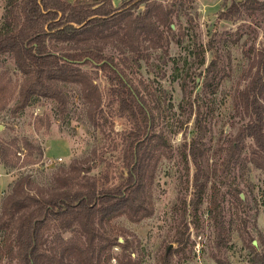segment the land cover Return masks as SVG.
<instances>
[{
  "label": "trees",
  "instance_id": "16d2710c",
  "mask_svg": "<svg viewBox=\"0 0 264 264\" xmlns=\"http://www.w3.org/2000/svg\"><path fill=\"white\" fill-rule=\"evenodd\" d=\"M188 1L192 4V0ZM141 6L143 9L138 11ZM174 12V5L157 0H123L118 7L112 5V0L5 1L0 23V56L11 57L21 78L17 86H12L8 78L0 77V109L14 94L12 115L33 98L42 97L51 100L57 116L63 118L67 111L63 85L73 84L85 105L86 118L97 125L101 97L94 76L100 70L116 81L114 90L119 108L133 116L135 128L123 148L126 177L117 185L98 187L93 178L81 173L87 171L81 166L84 160H72L66 170L57 169L49 187L34 184L27 175L15 179L0 200V259L7 257L12 264H112V260L114 264L140 263L141 259L133 256L139 239L114 220L124 216L131 222H139L153 214L152 187L158 164L169 156L171 148L155 127L153 107L105 50L113 46L137 58L149 49L167 53ZM243 12H264V0H231L218 18L231 20ZM218 57L215 54L207 66L205 88L213 87ZM85 65L96 71L82 68ZM248 73L247 83L234 95V107L248 120L230 139L220 164L226 169H240L250 163L264 172V48L251 58ZM181 89L183 103L187 94L184 85ZM194 122L204 136L205 127L198 112ZM247 139L251 143L242 157ZM194 144L193 141V151L191 145L187 153L186 150L182 153L186 170L188 153L194 158ZM24 145L28 148L27 143ZM223 173L221 167V180ZM219 184L211 181L209 174L200 173L199 168L195 171L193 197L189 201L194 227L199 225V208L208 189L207 214L214 226L215 246L226 245L234 227L251 253L249 260L264 264V252L257 250L251 230L263 245L264 233L255 218L248 220L239 215L246 203L242 190L229 184L227 193L233 212L226 219L225 198ZM186 205V199L179 198L174 209L183 215ZM48 228L57 233L47 242L43 231ZM66 231L69 235L62 237L60 232ZM173 240L177 247L160 251L157 264H172L174 255L187 256L186 249L192 243L189 244L185 231L177 227ZM194 244L193 241V247ZM212 257L218 264H230L216 255Z\"/></svg>",
  "mask_w": 264,
  "mask_h": 264
},
{
  "label": "rangeland",
  "instance_id": "374dc122",
  "mask_svg": "<svg viewBox=\"0 0 264 264\" xmlns=\"http://www.w3.org/2000/svg\"><path fill=\"white\" fill-rule=\"evenodd\" d=\"M5 1L0 0V23ZM157 1L174 5L176 9L172 31L168 32V52L149 49L137 58L108 46L105 53L114 57L147 104L153 107L155 127L168 140L171 152L158 164L152 187L153 214L139 222H131L124 216L114 222L135 233L139 239L137 252L133 253L135 258L141 259L139 264H157L160 251L165 247H177L173 240L177 227L185 231L192 245L186 249L187 256H172V264H218L213 255L230 264H253L249 260V249L234 227L230 241L220 248L215 246L214 226L207 214L208 189L199 208L197 227L193 225V207L189 201L193 197L195 171L199 168L200 173L210 175L211 181L220 183L226 219L233 212L231 196L227 193L232 183L240 187L246 200L239 215L248 220L255 218L264 233V172L250 163L240 169H226L220 164L230 139L248 120L234 107V95L249 79L251 58L264 48V12H243L231 20H224L219 19L218 14L231 0H192V4L188 0ZM142 9L143 6L138 11ZM215 54L219 56L218 71L213 87L205 88L206 69ZM82 68L95 70L90 65ZM95 73L94 82L101 97L97 125L90 124L86 118L85 105L78 87L73 84L63 85L67 96L63 118L55 113L53 102L42 97L33 98L12 115L10 107L14 94L0 109V200L10 191L13 181L23 175L29 176L38 186H51L53 173L57 169L66 170L72 160H84L81 166L87 171L81 173L93 178L98 187L114 186L125 179L123 148L135 128V119L119 108L114 90L116 81L110 74L100 70ZM2 76L8 78L12 86H17L21 78L7 54L0 56ZM182 85L187 94L183 103ZM197 112L205 127L204 136L195 126ZM193 141L194 158L188 153L186 173L182 153L184 150L187 153L191 145L193 151ZM250 143L247 139L242 157L247 154ZM221 167L224 169L222 180L219 179ZM179 198L187 201L183 215L179 209H174ZM55 233L56 230L48 228L43 231V237L48 242ZM251 233L257 250L263 253L264 245L258 241L255 231ZM60 234L66 237L69 232ZM0 264L12 262L3 257Z\"/></svg>",
  "mask_w": 264,
  "mask_h": 264
},
{
  "label": "crops",
  "instance_id": "0c3cea01",
  "mask_svg": "<svg viewBox=\"0 0 264 264\" xmlns=\"http://www.w3.org/2000/svg\"><path fill=\"white\" fill-rule=\"evenodd\" d=\"M122 3V0H112V5L116 7L117 5H120ZM260 221V220H259Z\"/></svg>",
  "mask_w": 264,
  "mask_h": 264
}]
</instances>
